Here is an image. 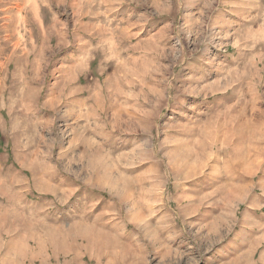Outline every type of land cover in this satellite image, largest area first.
I'll return each mask as SVG.
<instances>
[{
	"label": "rangeland",
	"instance_id": "374dc122",
	"mask_svg": "<svg viewBox=\"0 0 264 264\" xmlns=\"http://www.w3.org/2000/svg\"><path fill=\"white\" fill-rule=\"evenodd\" d=\"M264 264V0H0V264Z\"/></svg>",
	"mask_w": 264,
	"mask_h": 264
},
{
	"label": "crops",
	"instance_id": "0c3cea01",
	"mask_svg": "<svg viewBox=\"0 0 264 264\" xmlns=\"http://www.w3.org/2000/svg\"><path fill=\"white\" fill-rule=\"evenodd\" d=\"M14 263H11L10 261H9V264H23V262L20 260V259H16V260H14L13 261Z\"/></svg>",
	"mask_w": 264,
	"mask_h": 264
}]
</instances>
